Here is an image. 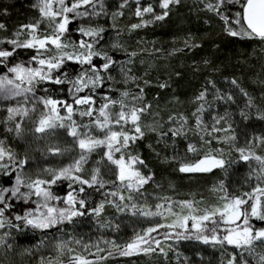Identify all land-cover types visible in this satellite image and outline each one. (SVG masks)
I'll return each mask as SVG.
<instances>
[{"label":"snow or ice","instance_id":"snow-or-ice-1","mask_svg":"<svg viewBox=\"0 0 264 264\" xmlns=\"http://www.w3.org/2000/svg\"><path fill=\"white\" fill-rule=\"evenodd\" d=\"M13 9L0 0V264H264V0ZM181 9L197 27L161 42Z\"/></svg>","mask_w":264,"mask_h":264},{"label":"trees","instance_id":"trees-1","mask_svg":"<svg viewBox=\"0 0 264 264\" xmlns=\"http://www.w3.org/2000/svg\"><path fill=\"white\" fill-rule=\"evenodd\" d=\"M4 2L7 3H11L14 5V9L12 11V15H11V19L15 20L19 15H22L25 11H26V6L28 3V0H4ZM185 10L181 9V12L179 15H174L172 18V21L165 26L164 29H160V28H156L154 34L161 40V42L167 41L169 39V36L166 35L165 33H171L174 32L177 28L183 29L186 27H191L193 29H195L197 27L195 20L193 19L191 22L185 20L183 18V14H184ZM151 31V30H150ZM143 35V33H142ZM252 47H254V45H238L237 48L239 50H243L245 48L248 49L249 52H251ZM257 57L264 55L259 53V50L257 49V53H256ZM261 63L262 61L260 59H253L252 64L245 66L244 67V72L245 75L247 76H251L252 72L250 71L251 68L254 67V70L256 73H259L261 71ZM232 64H235V57L233 56L232 59ZM229 70H239V68L233 69L231 67V65L229 66ZM198 83L195 79H193L190 74L185 75V80L181 82V87L178 89L179 93L181 94V98H185V97H190L192 95V93L195 91V89L198 87ZM173 87H176V85L174 84ZM258 91V89H257ZM157 167V180H161L162 176L166 175V173H164L161 169V167L159 165L156 166ZM246 171V169H241L240 173L237 175H234L232 177L233 181L236 182L240 179V177L242 176V174ZM173 179H175L173 177ZM204 180H207V183H201L199 185H188L187 181H184L183 183L180 184V187L177 189L178 194L182 197L184 196L186 193L196 190V191H203L204 189H206L208 187V185L212 182V180L214 178L212 177H207V178H203ZM164 183V188L163 190L161 189H156L154 186H149L148 187V191L149 193H153V192H161V191H169L168 186H167V182L163 181ZM114 210L111 208H108V213H112ZM95 227L94 223L92 222H84L81 226H79L76 231L78 233H84V235H88L89 233H93L91 232L92 228ZM131 230L132 227L130 228H121V232H120V236L121 237H125L131 234ZM29 236H31L32 234L29 233ZM18 243H20L23 246H27L29 243H35L34 240L30 241L29 239H26L24 237H20L18 239ZM120 264H162V261H160L157 258H154L152 256H146V255H140L139 257H133V258H126V259H122L120 261Z\"/></svg>","mask_w":264,"mask_h":264},{"label":"rangeland","instance_id":"rangeland-1","mask_svg":"<svg viewBox=\"0 0 264 264\" xmlns=\"http://www.w3.org/2000/svg\"><path fill=\"white\" fill-rule=\"evenodd\" d=\"M130 227H133V224L126 222L124 225H122L121 228L124 229V228H130ZM91 230H92L91 232H93V233H89L88 235H85V238H87L88 236H91L93 239H95L96 236L100 234L96 231L95 227H93ZM84 233H85V231H84ZM84 233H81V234H84ZM105 234H108V233H105Z\"/></svg>","mask_w":264,"mask_h":264}]
</instances>
